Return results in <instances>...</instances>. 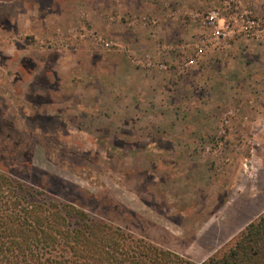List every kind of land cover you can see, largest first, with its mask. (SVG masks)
I'll list each match as a JSON object with an SVG mask.
<instances>
[{
    "label": "rangeland",
    "instance_id": "obj_1",
    "mask_svg": "<svg viewBox=\"0 0 264 264\" xmlns=\"http://www.w3.org/2000/svg\"><path fill=\"white\" fill-rule=\"evenodd\" d=\"M215 9L0 0V169L195 263L224 249L264 213V43L198 53Z\"/></svg>",
    "mask_w": 264,
    "mask_h": 264
},
{
    "label": "trees",
    "instance_id": "obj_2",
    "mask_svg": "<svg viewBox=\"0 0 264 264\" xmlns=\"http://www.w3.org/2000/svg\"><path fill=\"white\" fill-rule=\"evenodd\" d=\"M0 264H264V213L224 249L195 263L44 197L0 169Z\"/></svg>",
    "mask_w": 264,
    "mask_h": 264
},
{
    "label": "built area",
    "instance_id": "obj_3",
    "mask_svg": "<svg viewBox=\"0 0 264 264\" xmlns=\"http://www.w3.org/2000/svg\"><path fill=\"white\" fill-rule=\"evenodd\" d=\"M225 9L229 12V22L227 26H221L223 20L219 9L210 11L202 16V24L210 28L211 34L207 36L198 47V53L202 52L210 45L226 44L239 38L247 40H257L264 43V20L252 14L250 9H245L240 0H222ZM215 29V30H214ZM109 44L107 43L106 46ZM192 63L193 61H189ZM187 61L186 65H189ZM225 127L229 125V119L224 120ZM252 161L246 160L245 171L252 169Z\"/></svg>",
    "mask_w": 264,
    "mask_h": 264
}]
</instances>
